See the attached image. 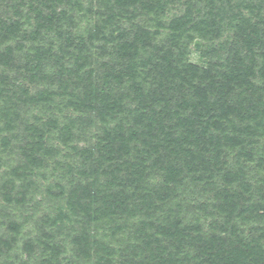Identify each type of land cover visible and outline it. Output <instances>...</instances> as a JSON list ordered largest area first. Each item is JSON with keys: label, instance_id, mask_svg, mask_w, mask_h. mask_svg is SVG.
I'll use <instances>...</instances> for the list:
<instances>
[{"label": "trees", "instance_id": "obj_1", "mask_svg": "<svg viewBox=\"0 0 264 264\" xmlns=\"http://www.w3.org/2000/svg\"><path fill=\"white\" fill-rule=\"evenodd\" d=\"M0 264H264V0H0Z\"/></svg>", "mask_w": 264, "mask_h": 264}, {"label": "rangeland", "instance_id": "obj_2", "mask_svg": "<svg viewBox=\"0 0 264 264\" xmlns=\"http://www.w3.org/2000/svg\"><path fill=\"white\" fill-rule=\"evenodd\" d=\"M197 60H198V51L196 50V47H193L192 61L196 62Z\"/></svg>", "mask_w": 264, "mask_h": 264}]
</instances>
